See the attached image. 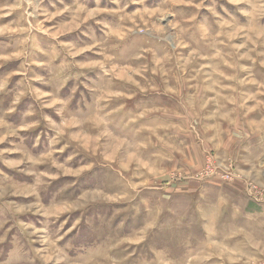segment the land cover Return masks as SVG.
<instances>
[{
	"label": "clouds",
	"instance_id": "obj_1",
	"mask_svg": "<svg viewBox=\"0 0 264 264\" xmlns=\"http://www.w3.org/2000/svg\"><path fill=\"white\" fill-rule=\"evenodd\" d=\"M151 3L0 0L17 13L0 28V69L18 61L0 72V166L15 170L0 167V264H264V103L237 93L223 116L181 127L169 119L180 113L139 99L172 91L169 80L179 95L196 59L227 64L217 44L234 49L233 64L251 53L264 65V0ZM158 51L171 63L158 85L119 82L122 70L151 72Z\"/></svg>",
	"mask_w": 264,
	"mask_h": 264
},
{
	"label": "rangeland",
	"instance_id": "obj_2",
	"mask_svg": "<svg viewBox=\"0 0 264 264\" xmlns=\"http://www.w3.org/2000/svg\"><path fill=\"white\" fill-rule=\"evenodd\" d=\"M14 4V0H8L7 7H12ZM49 10L54 11L51 8V5H48L47 2L45 4ZM59 7V5H57ZM149 7H153L154 5L149 0ZM138 5H130L132 10H135ZM231 7V6H229ZM29 11H32L30 8ZM201 11H206L202 9ZM217 11L224 15L223 10L218 6ZM17 18V13L12 12L10 15H4L2 11H0V28L8 25L10 21H13ZM155 19V18H153ZM61 20V17H55L51 21H45V25L47 27H52V25L56 24L57 21ZM60 39H64V37H60ZM220 39H225V37H220ZM243 43V40L240 37H236L231 41V44H240ZM161 44H168V41H161ZM256 47V45H252ZM172 45L169 44L168 49L165 51L170 52ZM217 49L220 50L221 54L224 55V58L228 61L227 64L216 60H209L207 58H200L192 61L189 66V70H186L183 73L185 83L179 89V95H176L177 89L173 87L175 81L169 80L168 88H171L172 91H168L167 89H162L160 91H149V92H140L139 99L142 100L143 103L147 104L149 107H155L161 109L163 112L173 113L178 112L180 116H171L169 119L173 123H179L181 127H184L185 124L192 120L193 116L199 118V116H207L212 117L214 113L219 110L220 116H223L227 111L236 107V104L233 103V100L239 102L237 93L246 95V96H255V100H247V107L256 109L257 101L260 103H264V91L261 89V85L264 84V65H261L257 60L255 54L252 55V59H240L236 64H233L232 58L227 55V53H231L234 51L231 47H227L224 44H217ZM177 52L181 54L184 61H188L190 58V48H177ZM246 49L241 48L239 51L240 55H243ZM259 51V48H257ZM212 52H200L201 57H207L211 55ZM84 55H91V53H85ZM164 52H157V61L150 64L152 68L151 72L144 73L142 76H136L132 73L120 71L117 75L120 77V83L126 84V79L128 76H131L132 80L137 81L140 84V87H144V78L152 77L157 81V85L160 83L163 73L168 72L169 67H171V63H165L163 60ZM144 61H137L130 65L133 69H138V66ZM0 63H3L0 61ZM18 61L9 60L4 63V67L0 69V72L15 71L16 65ZM218 64L217 71L213 73L212 67L210 65ZM229 65H233L229 67ZM161 68V72H157L156 69ZM195 69V70H192ZM201 69L203 70V74H200ZM222 73V75H220ZM207 74L212 75V79L207 78ZM18 77H13V80H16ZM247 80V83H242L237 86V81ZM39 86V85H38ZM9 87H12L10 82ZM129 88H135L134 84H127ZM235 89V91H234ZM219 93V95H218ZM195 98V99H193ZM137 99V98H133ZM191 100V105L188 104V101ZM201 104L206 105L202 109L199 107ZM187 109V111H185ZM19 111V107H18ZM259 113V110L251 112L250 117H256ZM16 114H13L15 116ZM145 120L148 117L144 118ZM183 121V122H182ZM208 124H212L215 122V119H208L205 121ZM226 123V122H225ZM195 126L198 128L199 123H196ZM115 149V146H114ZM16 154H13L15 156ZM107 163V161H106ZM4 168V172L6 175L12 174L15 172L14 169H9L5 166H0ZM19 182L23 183L27 180H30V177L26 176L23 173L16 174L15 177ZM114 207H121V203L114 202ZM253 205H249L252 207ZM119 219V218H117ZM135 246V245H133Z\"/></svg>",
	"mask_w": 264,
	"mask_h": 264
}]
</instances>
